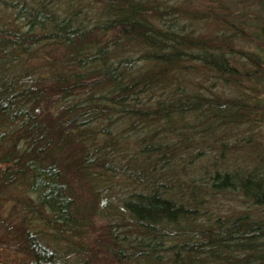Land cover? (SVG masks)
Returning <instances> with one entry per match:
<instances>
[{"label": "trees", "instance_id": "trees-1", "mask_svg": "<svg viewBox=\"0 0 264 264\" xmlns=\"http://www.w3.org/2000/svg\"><path fill=\"white\" fill-rule=\"evenodd\" d=\"M5 211L21 264H264V0H0Z\"/></svg>", "mask_w": 264, "mask_h": 264}, {"label": "rangeland", "instance_id": "rangeland-1", "mask_svg": "<svg viewBox=\"0 0 264 264\" xmlns=\"http://www.w3.org/2000/svg\"><path fill=\"white\" fill-rule=\"evenodd\" d=\"M127 152L131 151L127 150ZM14 223H16V219L13 214L8 211L2 212L0 215V264H21L22 259L20 257L10 254L11 251L8 253L5 249V247H12L13 240H11L12 232L10 228L12 226L10 224Z\"/></svg>", "mask_w": 264, "mask_h": 264}]
</instances>
